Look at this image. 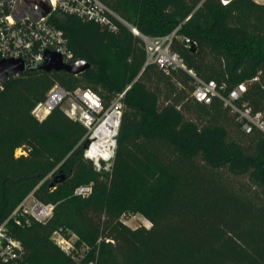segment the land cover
<instances>
[{"label": "trees", "instance_id": "16d2710c", "mask_svg": "<svg viewBox=\"0 0 264 264\" xmlns=\"http://www.w3.org/2000/svg\"><path fill=\"white\" fill-rule=\"evenodd\" d=\"M102 1L145 36L175 32L170 47L189 70L224 94L246 83L237 103L264 113V2ZM54 22L90 68L32 69L0 89V224L31 192L55 204L22 233L10 221L23 244L18 264H76L52 239L65 224L92 237L96 264H264V130L247 132L219 97L198 101L188 70L147 64L143 39L123 23L113 31L74 15ZM56 83L92 89L105 108L126 90L110 171L85 156L87 129L67 100L42 121L34 115ZM78 180L91 182L89 195L75 194ZM115 195L151 226L120 222Z\"/></svg>", "mask_w": 264, "mask_h": 264}, {"label": "built area", "instance_id": "2783aa9c", "mask_svg": "<svg viewBox=\"0 0 264 264\" xmlns=\"http://www.w3.org/2000/svg\"><path fill=\"white\" fill-rule=\"evenodd\" d=\"M230 1L221 0V3L227 5ZM61 15H74L86 21H94L113 31L118 28L117 21L123 23L143 39L148 53L147 64L156 63L166 73L175 68L188 70L196 79L194 96L198 101L209 103L213 97H219L239 113L247 132L253 126L264 130V113H253L247 104L240 106L237 103L247 90L246 83L242 82L226 94L222 93L215 81L198 78L187 68L183 58L172 51L170 45L175 32L158 37L145 36L102 0H0V64L4 60L20 59L29 65L43 61L48 52L61 54L63 62L67 64L76 61L68 37L54 22V18ZM186 41L189 47L192 46L190 39L186 38ZM17 75L20 74L9 75L6 80ZM5 81L0 83V89ZM220 88L225 89V86L221 85ZM125 94L126 90L120 92L110 106L105 108L101 96L92 89L77 87L66 90L56 83L50 89L47 99L40 102L33 113L42 121L54 107L67 100V114L87 129L85 156L92 160L96 170L110 171L117 147ZM109 118L115 122L108 129H102ZM92 190V184L82 185L77 187L75 194L87 196ZM54 209V203L43 202L33 192L29 193L0 224V262L18 264L23 251L22 241L10 229L11 220L25 219L28 224L32 221L45 222L53 215ZM52 239L76 264H96V257L92 255L93 248L86 245L81 249L78 240L65 235L62 229L54 231ZM106 241L114 242L110 238H106Z\"/></svg>", "mask_w": 264, "mask_h": 264}, {"label": "water", "instance_id": "95a60500", "mask_svg": "<svg viewBox=\"0 0 264 264\" xmlns=\"http://www.w3.org/2000/svg\"><path fill=\"white\" fill-rule=\"evenodd\" d=\"M194 48V45H192ZM90 68V63L86 60H76L73 63L67 64L63 62L61 54L57 52H48L45 59L41 62L25 65L20 59L4 60L0 64V83L5 81L9 75L23 74L32 69L65 70L73 74H79ZM86 147V144L84 145ZM54 182H52V185Z\"/></svg>", "mask_w": 264, "mask_h": 264}, {"label": "rangeland", "instance_id": "374dc122", "mask_svg": "<svg viewBox=\"0 0 264 264\" xmlns=\"http://www.w3.org/2000/svg\"><path fill=\"white\" fill-rule=\"evenodd\" d=\"M88 183H91V182L86 181V180H78L77 183L75 184L74 192L77 189V187L82 186V185H87ZM140 193L142 194V191H140ZM143 200H144V198L142 197L141 201H143ZM112 201L118 203L119 209H121V212L119 215L120 222L125 223L126 225H128L132 228L138 227L140 225H145L147 227L151 226V222L141 212H139V211L133 212L131 210H128V201L127 200L122 199L121 197L115 195V196H113ZM12 225H13L15 232H17V233H22L23 231L27 230L26 220H24V221L23 220L22 221H13ZM63 227L64 228H62V232L67 236H71L74 239H77L79 247L81 249H83V247H85L88 244H89V246L94 244L91 236L78 234V233L74 232V230L67 224L63 225ZM90 247H92V246H90Z\"/></svg>", "mask_w": 264, "mask_h": 264}, {"label": "bare ground", "instance_id": "6f19581e", "mask_svg": "<svg viewBox=\"0 0 264 264\" xmlns=\"http://www.w3.org/2000/svg\"><path fill=\"white\" fill-rule=\"evenodd\" d=\"M115 121L112 118H109L106 123L103 125L102 129H108L110 124H113Z\"/></svg>", "mask_w": 264, "mask_h": 264}, {"label": "crops", "instance_id": "0c3cea01", "mask_svg": "<svg viewBox=\"0 0 264 264\" xmlns=\"http://www.w3.org/2000/svg\"><path fill=\"white\" fill-rule=\"evenodd\" d=\"M256 1H258V2H264V0H256Z\"/></svg>", "mask_w": 264, "mask_h": 264}]
</instances>
